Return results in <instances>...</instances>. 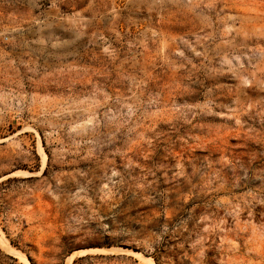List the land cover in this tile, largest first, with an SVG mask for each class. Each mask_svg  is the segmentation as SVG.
<instances>
[{"label":"rangeland","instance_id":"rangeland-1","mask_svg":"<svg viewBox=\"0 0 264 264\" xmlns=\"http://www.w3.org/2000/svg\"><path fill=\"white\" fill-rule=\"evenodd\" d=\"M103 244L264 264V0H0V264Z\"/></svg>","mask_w":264,"mask_h":264},{"label":"bare ground","instance_id":"bare-ground-1","mask_svg":"<svg viewBox=\"0 0 264 264\" xmlns=\"http://www.w3.org/2000/svg\"><path fill=\"white\" fill-rule=\"evenodd\" d=\"M44 152V151H43ZM43 152H40L43 156V160L45 162L46 160V155L43 153ZM21 175H25V176H28V173H20ZM39 174V173H38ZM90 252H101V253H113L115 252L113 249H101V250H88V251H79L77 253H75L73 256H71L68 261H67V264H72L73 260L75 259L76 256L78 255H86L87 253L89 254Z\"/></svg>","mask_w":264,"mask_h":264},{"label":"crops","instance_id":"crops-1","mask_svg":"<svg viewBox=\"0 0 264 264\" xmlns=\"http://www.w3.org/2000/svg\"><path fill=\"white\" fill-rule=\"evenodd\" d=\"M85 248H90L89 250H95V248H107V249H111V248H121V247H118L116 245H109V244H103V245H90L88 247H85ZM101 250V249H100ZM88 251V250H86Z\"/></svg>","mask_w":264,"mask_h":264},{"label":"trees","instance_id":"trees-1","mask_svg":"<svg viewBox=\"0 0 264 264\" xmlns=\"http://www.w3.org/2000/svg\"><path fill=\"white\" fill-rule=\"evenodd\" d=\"M0 253H2L1 250H0ZM10 258H11V257H10ZM12 259H13V258H12Z\"/></svg>","mask_w":264,"mask_h":264},{"label":"built area","instance_id":"built-area-1","mask_svg":"<svg viewBox=\"0 0 264 264\" xmlns=\"http://www.w3.org/2000/svg\"><path fill=\"white\" fill-rule=\"evenodd\" d=\"M5 40H7V38H5Z\"/></svg>","mask_w":264,"mask_h":264}]
</instances>
